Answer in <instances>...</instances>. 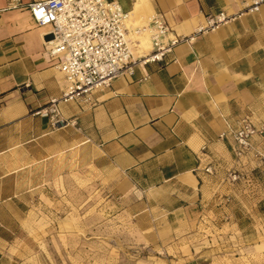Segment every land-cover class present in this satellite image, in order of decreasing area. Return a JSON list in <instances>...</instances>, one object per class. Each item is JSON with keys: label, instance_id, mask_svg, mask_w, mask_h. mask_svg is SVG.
Segmentation results:
<instances>
[{"label": "crops", "instance_id": "obj_1", "mask_svg": "<svg viewBox=\"0 0 264 264\" xmlns=\"http://www.w3.org/2000/svg\"><path fill=\"white\" fill-rule=\"evenodd\" d=\"M37 1L0 0V264L17 262L32 212L49 200L54 168L70 163L92 170L111 198L129 203L145 236L141 246L188 247L165 264H264V167L219 138L246 116L264 126V5L178 46L162 65L116 79L95 94L93 107L62 105L64 123L53 126L33 111L67 82L44 54L50 29L32 19ZM109 1L130 12L134 25L159 15L178 36L252 2ZM253 146L264 150V141ZM231 172L241 180L232 183ZM208 230L222 236L205 241L200 233Z\"/></svg>", "mask_w": 264, "mask_h": 264}, {"label": "built area", "instance_id": "obj_2", "mask_svg": "<svg viewBox=\"0 0 264 264\" xmlns=\"http://www.w3.org/2000/svg\"><path fill=\"white\" fill-rule=\"evenodd\" d=\"M263 5L264 0H252L238 14L222 11L210 15L206 24L194 33L178 36L159 15L151 17L144 25H134L131 13L117 1H37L29 7L32 19L36 26L50 29L46 34L44 54L50 61H56L55 66L65 76L67 86L59 97L51 98L45 106L33 111V115L60 126L64 123L62 105L81 102L93 107L95 94L109 88L116 79L133 75L138 67L164 64L178 46L191 45L201 35L215 32L247 13L259 12ZM143 36L149 40L147 53L141 51L140 38ZM219 138L233 141L238 157L252 153L264 167V150L253 146L255 138L264 141V126H257L252 117L242 118L237 129L227 125ZM207 150V146L202 147V154L206 155ZM205 172L213 174V168L207 167ZM228 178L236 183L242 175L231 172Z\"/></svg>", "mask_w": 264, "mask_h": 264}, {"label": "rangeland", "instance_id": "obj_3", "mask_svg": "<svg viewBox=\"0 0 264 264\" xmlns=\"http://www.w3.org/2000/svg\"><path fill=\"white\" fill-rule=\"evenodd\" d=\"M46 192L49 200L32 212L31 236L14 264H165L189 251L141 246L145 236L138 218L127 212L129 203L111 198L90 169L56 166ZM200 234L205 241L222 236Z\"/></svg>", "mask_w": 264, "mask_h": 264}, {"label": "bare ground", "instance_id": "obj_4", "mask_svg": "<svg viewBox=\"0 0 264 264\" xmlns=\"http://www.w3.org/2000/svg\"><path fill=\"white\" fill-rule=\"evenodd\" d=\"M140 41H141L143 46H147V44H148V47L150 46L149 45V40H148V38L146 36L141 37Z\"/></svg>", "mask_w": 264, "mask_h": 264}]
</instances>
